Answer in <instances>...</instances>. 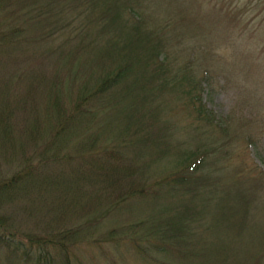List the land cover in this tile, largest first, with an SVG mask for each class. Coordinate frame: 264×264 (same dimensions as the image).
Here are the masks:
<instances>
[{"label":"rangeland","instance_id":"374dc122","mask_svg":"<svg viewBox=\"0 0 264 264\" xmlns=\"http://www.w3.org/2000/svg\"><path fill=\"white\" fill-rule=\"evenodd\" d=\"M122 1L120 19L132 21L129 9L135 4L136 22L165 40L159 56L152 50L154 58L148 57L154 64L165 58L170 76L191 74L192 83L207 78L201 97L211 115L198 112L193 99L198 89L188 94L186 82L181 79L178 85L170 76L162 90L155 81L135 90L146 95L139 103L109 98L125 83L100 102L94 99L92 120L60 153H74L93 139L96 149L119 148L124 163L129 156L146 166L128 176L122 173L102 189L96 187L104 183L86 182L79 191L72 190L79 199L75 207L81 208L77 220L93 224L88 237L71 245L73 238L59 239L63 250L52 243L37 250L34 244L29 256L0 243V264H264V0ZM40 6L41 0H12L5 8H16L5 18L20 23L24 34L0 59V88L10 90L18 137H24L30 124H42L51 88L57 87L63 103L66 95L93 92L113 67L107 55L111 40L119 36L114 28H101L105 20L76 0H57L48 9ZM140 116L143 132L163 131L170 150L159 160L154 156L163 144L143 147L136 139L141 133L133 131V120ZM48 139L46 135L37 143ZM28 147L31 154L37 145ZM196 148L203 152L204 164L178 178L169 175L179 152ZM15 166L0 160L5 175ZM160 178L162 184L156 182ZM143 183L151 186L150 195L131 194L125 202L112 204ZM29 205L23 200L7 207L11 225L36 232L35 240H48L43 220L49 218L50 205L37 203L42 213L22 210ZM178 219L185 228L175 240L161 226ZM151 223L155 226L148 228ZM21 240L28 246L25 236Z\"/></svg>","mask_w":264,"mask_h":264},{"label":"trees","instance_id":"16d2710c","mask_svg":"<svg viewBox=\"0 0 264 264\" xmlns=\"http://www.w3.org/2000/svg\"><path fill=\"white\" fill-rule=\"evenodd\" d=\"M11 1L0 0V12H3L1 16L3 21L0 20V59L3 58L7 50H11L24 40L21 24L16 23L14 19L5 18L6 15L17 12L16 8L13 7L8 8L9 11L5 10ZM76 1L78 5L89 8L105 20L104 24H101V28H114L119 36L123 35L122 39L118 36L111 40L112 51L107 55V61L110 60L109 64H113V67L102 76V80L96 84L94 91L89 95L80 96L76 94L72 98L66 95V102L63 103L58 96L57 87L51 88L46 96L49 105L42 117V124H30L25 129L24 137H18L17 132H15L18 127L15 121V110L8 99L10 90L0 88V95H2L0 97V160L16 165L10 175L0 172V243L13 252L19 251L21 255L29 256L31 247L34 244L37 245V250H39V245L42 248L46 243H52L61 249L63 243L59 239L73 238L69 243L71 245L81 238L88 237L89 231L87 228L93 224L88 219L85 220L84 225L82 221L77 220L81 208L75 207L79 199L78 194L72 190L76 188L79 191L80 186L86 182L93 183L94 186L104 183V186L96 187V189H102L115 181V177H120L119 175H122V173L128 176L132 172H141V169L146 166L145 162L137 163L129 156H125L124 163L119 148L96 149L93 139L83 142L82 148L77 149L74 153H60L61 148L66 147L73 136L79 134L78 129L92 120L94 116L93 108L97 107V104L92 101L96 99L97 102H100L105 93L109 90L112 91L121 83H125L122 90L118 91V88H116L112 93H109V98L113 101L122 97L128 98L130 102L139 103L146 98V95L141 96L135 90H145L154 83H151L152 81L157 82L162 90L170 81L168 80L170 72L167 60L163 58L154 64L153 60L148 58H154L151 54L152 50H155V56H159L158 50L165 47L166 42L158 34L155 35L152 31L144 30L142 22H136L140 19L137 18L138 10L134 8L135 4H133L134 6L131 5L132 10L129 9L132 21L127 22L128 20L120 19L122 0ZM41 2L42 6L40 7H46L47 9L57 4V0H41ZM36 15H39V13ZM17 16L20 17L21 15L17 13ZM54 31L55 29L47 31L48 36ZM144 32L149 33L150 36L144 34ZM139 56L142 57V60H139ZM193 76L179 72L171 75L170 79L178 85L181 79L184 80L187 86L185 92L188 94L198 89L193 99L199 104L198 112L204 111L208 117L210 111L203 106L201 97L202 82L207 78L202 80L200 78L192 83ZM142 118L143 116H140L133 120L136 125L133 131L141 133L136 139L143 142V147L148 145L155 147L163 144L155 152L154 158L159 160L169 152V145L164 140L163 131L150 133L148 129L143 132ZM46 135L49 139L39 146L37 140L43 139ZM29 145H37L34 153H28ZM204 162L203 152L198 148L189 152L184 151L183 154L179 152L174 169L169 172V175L178 178L179 173L183 172L184 174L185 170L191 172L197 170ZM163 180L164 178H160L156 182L162 184ZM150 187L147 183H143L135 189L117 196L113 199L112 204L125 202L126 198L130 197L128 195L131 194L138 197L146 194L150 195ZM23 200L31 206L24 207L22 210L29 209L30 213L43 212L42 207L36 206L37 203L44 204L46 202L50 205V208L47 209V212L50 213L49 218L46 221L43 220L44 227L47 228L45 234L50 235L46 237L49 238L48 240H35L39 236L36 232L25 233L15 228L13 222L11 225V217L6 215V209L14 202ZM34 200L35 204L32 205ZM68 207L72 208L65 210ZM109 210L107 209L106 212H109ZM178 216L180 215L178 214ZM72 217L75 219L74 221ZM95 221H98V219ZM154 226L155 224L151 223L148 228ZM161 227L166 231L170 229L171 238L175 240L179 238L180 230L185 228L181 219L171 222L169 226L162 225ZM21 236L27 238L28 246L23 244ZM157 248L161 249L159 246ZM35 260L38 263L40 262L39 258H35Z\"/></svg>","mask_w":264,"mask_h":264}]
</instances>
